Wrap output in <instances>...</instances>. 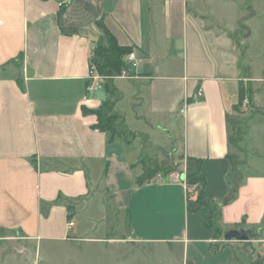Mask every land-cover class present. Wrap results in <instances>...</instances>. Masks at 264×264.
I'll use <instances>...</instances> for the list:
<instances>
[{
	"label": "crops",
	"instance_id": "0c3cea01",
	"mask_svg": "<svg viewBox=\"0 0 264 264\" xmlns=\"http://www.w3.org/2000/svg\"><path fill=\"white\" fill-rule=\"evenodd\" d=\"M228 12L217 0H0V243L21 247L34 264L31 247L68 239L67 223L78 205L102 191L113 217L126 224L125 235L112 240L165 245L182 264H244L238 254L244 245L243 260L254 259L249 243L264 241V150L246 131L229 140L237 81L248 79L242 87L251 90L263 124L264 103L252 75L239 79L244 62L236 64L251 29L244 27L239 43V19H229ZM103 27L137 58L127 68L130 78L112 77L105 92L87 100L90 57L104 41ZM116 79L130 81L136 122L143 120L154 134L159 127L168 130L171 152L160 137L151 146L170 161L160 171L186 173L188 165L203 174L201 187L218 207L212 226L190 221L201 210L194 203L189 209L188 194L196 195V185L189 192L169 173L168 180L160 175L156 181L155 175V181L136 185L139 160L147 153L138 150L133 161V141H109L108 132L92 127L97 114L83 108L100 112L110 105L106 96L117 89ZM237 145L252 152V173L244 174L235 198L224 203L227 156ZM67 205H74L69 218ZM150 215L167 221L153 223ZM182 217L186 226L181 221V228H172ZM240 222L258 240L225 241L223 234Z\"/></svg>",
	"mask_w": 264,
	"mask_h": 264
},
{
	"label": "rangeland",
	"instance_id": "374dc122",
	"mask_svg": "<svg viewBox=\"0 0 264 264\" xmlns=\"http://www.w3.org/2000/svg\"><path fill=\"white\" fill-rule=\"evenodd\" d=\"M218 5L229 9V19L237 15L236 18L239 19V23L237 24L235 39L239 40V43H243L244 36L242 35L246 32L244 27H250L251 29L249 34L246 32L245 45L246 47L248 46L246 53L244 56H238L239 61L236 64L239 66V64L244 62L242 67H238L239 79L245 77L244 74L247 77L252 75L251 77H254L252 85L254 88H260L259 99L261 103H264V0H226L224 2L217 0ZM112 43V38L104 35V41L99 45V54L101 56L104 54L111 55L109 53L113 52ZM125 61L127 60L125 59ZM133 63L126 64V68L133 65ZM243 65L246 66L245 69ZM125 79L113 81L117 89L110 88L113 94L106 96V100H110V105L101 108V114H104L105 120L109 117L112 121V126L116 130L123 132V138H121L124 141H133L128 148L133 161H136L138 150L142 149L143 153H147L146 156H141L144 162H156L161 167L163 162H167V155L163 156L161 151L162 155H157L158 152H154L155 149H152L151 146L160 137L162 142L160 140L159 143L165 147L166 153H169L174 148L173 142L168 139L167 129L159 127L161 132L154 134L150 132L143 120L140 119L139 122L134 120L133 115L137 113L133 105L134 96H132L130 81ZM109 80L107 79V81ZM243 84L245 88L248 87V79ZM243 84L237 81L236 88ZM107 90L108 88H106ZM103 91L105 92V89ZM243 109H246V106H243ZM242 112L233 113L235 117L230 122L231 138L240 140L241 134L246 131L249 135L255 136L264 150V124L260 110L254 108L252 116L248 114L249 111ZM125 116L127 118H124ZM131 130L137 133V138L133 139L134 136ZM175 130L177 131V136L181 134L180 127ZM235 139L232 140L233 143ZM237 146L233 150L236 162L235 169H240L243 174L252 173V152L244 149L243 145L242 148L240 147L241 145ZM168 162L170 163L169 160ZM173 168L171 167L170 169L174 170ZM160 175H164L166 177L165 180H168V173L161 170L156 174L157 177L154 176V181L155 177L156 181H161L159 180L161 179L159 178ZM189 195L191 200L196 198L195 192ZM110 202L108 196L101 191L99 194L79 204L76 214H73L72 218H70V220L74 221V226L69 228L68 239L60 241L41 240L36 248L35 246L31 247L32 251L34 249L32 255L34 264H157L156 261L160 259L163 260V264H182V257L179 260V256L174 259L173 255L168 253L169 250L165 245L156 246V244H150L144 240L136 241L134 244L112 240L111 238L125 235L126 224L121 217L116 216V219L113 217L114 214L110 212L112 209V203ZM204 203L211 213L210 216H215L216 214L213 213L215 204L207 201H204ZM192 213L194 214H190V221L196 218L197 223L203 222L204 224L205 219L202 210H199L198 213L197 211ZM196 213L197 215H195ZM149 220L156 224L167 221L160 215H150ZM181 221L182 227L186 226V218L182 217L179 222L175 220L172 228H181ZM257 236L260 237V234ZM254 240H258L257 237ZM0 244V264H32L28 254L21 247L13 246L6 242ZM172 248L176 249V253L179 250L176 246H172ZM244 248H246V245L238 250V254H242L243 259L244 256H247ZM249 248L255 254L254 258H256L257 254L264 255V241L250 242ZM243 259L241 258V261L244 264H251L247 257L245 260Z\"/></svg>",
	"mask_w": 264,
	"mask_h": 264
},
{
	"label": "trees",
	"instance_id": "16d2710c",
	"mask_svg": "<svg viewBox=\"0 0 264 264\" xmlns=\"http://www.w3.org/2000/svg\"><path fill=\"white\" fill-rule=\"evenodd\" d=\"M103 34L105 36H111V34L108 32L107 29H105L104 27L102 28ZM113 40V48L111 55L108 54H104V55H100V48L99 46H95L93 48V52L92 55L90 57V63L94 64L96 66V69L98 71V73L102 74V75H107V76H116L119 75L121 70L126 67V62L124 57L129 54L131 52V47H125V46H120L116 43V41L112 38ZM107 86V85H105ZM247 97L249 99V103L243 104V100L244 98ZM252 92L250 89H244L242 87V85L239 86L238 88V94H237V102L233 105L232 109L233 111L237 114V113H241L242 111L247 112L249 111L248 114H251L253 112V106H252ZM104 104V103H103ZM105 104H107V102H105ZM243 106H246V109H243ZM83 112L85 114L88 113H93V114H97V118L98 121L96 124H94L92 127L94 129H99L100 131H106L109 133V141H112L114 138H120L123 136V132L122 131H118L116 130L113 126H112V121L109 119V117L105 120V122L101 121L102 119V114L101 111L99 112V110H89L87 108H83ZM243 113V112H242ZM229 123V122H228ZM230 125V123H229ZM231 135L229 136V140H230ZM227 160L229 163V176L227 179V193L224 196L225 200L224 203L230 202L232 201L237 193V189L240 186L243 178H244V174L242 173V171L240 169H235V156L233 154H229L227 156ZM139 163L141 164L142 167V171L139 175H137L135 177V184L136 185H143L147 182H150L154 179V176L156 175V173H158L160 171V166L156 163V162H144L141 158L139 160ZM171 171V169H170ZM167 173H169L168 171H165ZM253 173H257V172H253ZM203 182H204V176L203 174L199 173V170L195 169L192 170L190 168H188L187 165V169H186V183L187 185H196L197 186V191H196V198L194 200H189L188 204H189V209H191V207H193V203L195 204L194 208L197 209H201L204 215V224L205 225H213V221L216 217L212 215V217L210 216L211 213L209 211V209L207 208V205L204 203V201H207L208 203H213L214 202H209V199L207 198V196L204 193V190L201 186H203ZM188 197H190V195L188 194ZM214 207V211L213 213L217 214V210L218 207L215 204ZM67 210L69 211L68 217L71 215V210L74 208V205H67L66 206ZM242 222H240L239 224L235 225V227H241L242 226ZM216 230H218L217 227H215ZM220 232V230H219ZM228 243V242H225ZM220 244V243H218ZM249 255L252 256L253 255V251L250 250L249 251ZM251 264H264V255L260 256L259 254L256 256V258H254L251 261Z\"/></svg>",
	"mask_w": 264,
	"mask_h": 264
},
{
	"label": "built area",
	"instance_id": "2783aa9c",
	"mask_svg": "<svg viewBox=\"0 0 264 264\" xmlns=\"http://www.w3.org/2000/svg\"><path fill=\"white\" fill-rule=\"evenodd\" d=\"M136 55L133 52H130L129 54L126 55V60L125 62H136ZM126 63V64H127ZM132 76V73L129 69L124 67L119 75L116 76H107V75H102L98 73L96 66L92 63L89 64V72L87 76V84H86V95H87V100L91 98L92 94L95 92L102 90L104 86L107 83V79H111L112 77H127L130 78ZM198 95H201V92H198ZM249 99L247 97L244 98L243 104H248ZM169 179L173 182H181L185 185L187 191L192 192L195 187L187 185L186 183V174L184 172H178V171H172L169 172ZM74 224L73 220H70L67 223V227L70 228Z\"/></svg>",
	"mask_w": 264,
	"mask_h": 264
},
{
	"label": "water",
	"instance_id": "95a60500",
	"mask_svg": "<svg viewBox=\"0 0 264 264\" xmlns=\"http://www.w3.org/2000/svg\"><path fill=\"white\" fill-rule=\"evenodd\" d=\"M256 236V232H254L252 229H244L242 227L238 228H232L227 230L223 234V239L225 241L230 240H242V241H248L250 239H253Z\"/></svg>",
	"mask_w": 264,
	"mask_h": 264
}]
</instances>
